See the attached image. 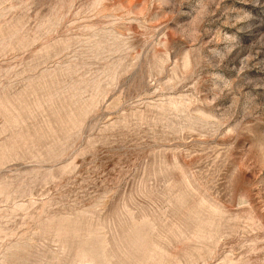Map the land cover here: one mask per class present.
<instances>
[{"label":"rangeland","instance_id":"obj_1","mask_svg":"<svg viewBox=\"0 0 264 264\" xmlns=\"http://www.w3.org/2000/svg\"><path fill=\"white\" fill-rule=\"evenodd\" d=\"M0 264H264V0H0Z\"/></svg>","mask_w":264,"mask_h":264}]
</instances>
